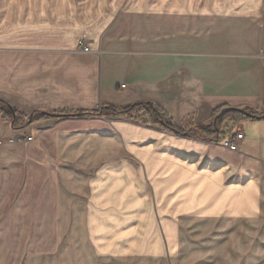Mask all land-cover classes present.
<instances>
[{"label":"crops","instance_id":"obj_1","mask_svg":"<svg viewBox=\"0 0 264 264\" xmlns=\"http://www.w3.org/2000/svg\"><path fill=\"white\" fill-rule=\"evenodd\" d=\"M0 99L27 114L150 102L189 132L105 110L19 129L0 120V170L27 148L84 170L98 258H172L184 218L263 213L264 118L235 125L236 151L190 128L221 104L264 108V0H0Z\"/></svg>","mask_w":264,"mask_h":264},{"label":"rangeland","instance_id":"obj_2","mask_svg":"<svg viewBox=\"0 0 264 264\" xmlns=\"http://www.w3.org/2000/svg\"><path fill=\"white\" fill-rule=\"evenodd\" d=\"M12 108L25 123L0 120L14 129L41 121L28 123L40 111ZM63 164L55 148H27L1 168L0 264H264V201L263 213L247 219L184 218L172 258H98L82 225L84 170L71 174Z\"/></svg>","mask_w":264,"mask_h":264},{"label":"trees","instance_id":"obj_3","mask_svg":"<svg viewBox=\"0 0 264 264\" xmlns=\"http://www.w3.org/2000/svg\"><path fill=\"white\" fill-rule=\"evenodd\" d=\"M104 110L127 117L135 122H146L150 125H157L163 129L171 130L178 135H189L187 129L176 127L161 108L150 102H137L124 107H117L107 104L102 105L99 110L92 111H40L28 116V123H33L42 119L53 117L62 118L72 116H89L97 114L98 112H104ZM244 112H248L254 117L246 116ZM263 116L264 108L258 111L246 107H233L228 104H221L211 110L210 121L208 124L193 125L190 129L194 130L195 134L201 135L204 139L213 140L216 137L218 139H223L225 136L232 135L236 124L251 119H259ZM22 117L23 116L14 110L9 104L3 100H0V119L11 121L14 127H20L25 123Z\"/></svg>","mask_w":264,"mask_h":264},{"label":"built area","instance_id":"obj_4","mask_svg":"<svg viewBox=\"0 0 264 264\" xmlns=\"http://www.w3.org/2000/svg\"><path fill=\"white\" fill-rule=\"evenodd\" d=\"M79 49L82 52L88 51V45L86 43L85 39L79 40ZM120 87H124V84H122ZM243 134L242 132H234L232 135H228L225 140L223 141V145L228 148L231 151L238 150L240 141L242 140ZM22 141L24 142H31L33 140V136L30 134H25L21 137ZM13 138H10L8 141H13Z\"/></svg>","mask_w":264,"mask_h":264},{"label":"water","instance_id":"obj_5","mask_svg":"<svg viewBox=\"0 0 264 264\" xmlns=\"http://www.w3.org/2000/svg\"><path fill=\"white\" fill-rule=\"evenodd\" d=\"M244 114H245L246 116H249V117H254L252 114H250V113H248V112H244ZM262 118H264V116H263ZM217 140H218V138L216 137V138L214 139V141H217Z\"/></svg>","mask_w":264,"mask_h":264}]
</instances>
